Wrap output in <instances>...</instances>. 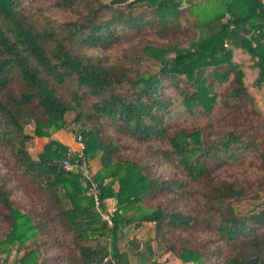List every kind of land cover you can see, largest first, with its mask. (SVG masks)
<instances>
[{
  "label": "trees",
  "instance_id": "16d2710c",
  "mask_svg": "<svg viewBox=\"0 0 264 264\" xmlns=\"http://www.w3.org/2000/svg\"><path fill=\"white\" fill-rule=\"evenodd\" d=\"M61 1L67 6L76 2ZM208 1L212 9L208 8L214 12L197 10L198 5L191 4V0H112L109 4L94 0L86 4L87 15L82 22L64 25L62 37L54 31L42 32L29 26L17 9L19 0H0V138L10 149L13 174L27 179L38 191L53 232L73 237L77 256L72 257V264H131L129 253L122 252L119 243L124 227L134 222L136 228L152 223L158 232L165 228H206L217 243L222 241L225 245L226 253L222 248L185 246L180 252L170 248L168 252L175 253L182 263L205 264V259L217 254L225 255L226 264H264V234L260 232L264 227V208L243 216L229 204L245 197L243 189L229 182L211 184L197 217L168 214L161 207L145 211L146 199L158 190L173 191L177 183L169 185L157 176H147L142 166L133 162H115L113 154H118V147L103 141L100 127L88 126V121L104 122L118 138L125 136L138 142L166 139L170 155L193 181L204 178L211 163H230L235 151L242 149H237L242 142L236 132L226 137L219 133L215 140L208 141L199 132L169 131L174 101L165 96L166 90L177 93L178 109L193 114L197 110L212 113L220 96L224 103L242 104V109L254 103L249 87H264L263 0ZM138 8L142 12L137 15ZM106 13H111V17L104 19ZM227 14L231 20L222 23ZM189 16L194 17L197 38L189 39L187 47L173 50L148 46L145 55L157 60L161 69L147 78L133 79L122 66L84 59L70 48L69 41L76 38L92 47H110L119 40L120 30H152L163 36L178 30L179 35L185 34L183 22L189 24ZM252 32V37L247 38L246 34ZM171 54L174 58L169 57ZM70 78H75L86 95L98 99L92 105L93 113H83L84 94L72 92L70 100L59 94V88ZM229 79L228 92L218 94L216 87ZM73 112L74 121L89 129L83 132L85 158L89 162L101 153L103 167L95 179L102 188V200L117 202L112 228L100 220L94 200L85 196L81 174L59 168L70 147L52 139V135L66 127V116ZM228 117H222L220 122ZM26 125L34 127L33 135L25 133ZM35 138L50 140L37 157L28 147ZM255 143L250 142L248 147H256ZM261 157L264 160V155ZM2 173L0 170V206L4 213L0 217L10 223V231L0 239V259L9 264L12 253L23 251L47 224L17 207L10 186L13 178H4ZM109 178L111 182L105 183ZM116 181L117 191L113 189ZM129 212L134 213L127 216ZM51 233L47 231V235ZM93 235L110 238V242L86 246L84 243ZM141 254L138 252V256ZM40 260L41 250L36 248L19 258L15 255L10 264H40ZM63 263H68L67 257L63 256L60 264Z\"/></svg>",
  "mask_w": 264,
  "mask_h": 264
},
{
  "label": "rangeland",
  "instance_id": "374dc122",
  "mask_svg": "<svg viewBox=\"0 0 264 264\" xmlns=\"http://www.w3.org/2000/svg\"><path fill=\"white\" fill-rule=\"evenodd\" d=\"M94 0H76L72 6H67L61 0H19L17 9L26 18V23L40 31H54L58 35L65 37L62 29L65 24L70 22H82L87 15L86 4L92 3ZM112 0H102L104 4H109ZM196 1V0H195ZM204 3H197L198 9L203 12L210 13L212 7L208 0H203ZM191 4H195L191 0ZM201 5V6H199ZM209 7V8H208ZM214 12V10H212ZM211 11V12H212ZM142 10L138 8L135 14H141ZM151 13V12H149ZM148 13V14H149ZM111 17V13L104 14V19ZM193 16H189L190 23L183 22V29L185 34H178L171 32V35L163 36L161 33H155L152 30H145L141 32L123 31L120 30L119 40L112 46L92 47L81 39H72L69 41L70 48L74 53L84 59L94 62H101L105 65H119L126 69L133 79L139 76L147 78L149 75H155L160 72L161 64L145 55V49L152 46L160 49L173 50L174 48H184L188 46L189 39H196L198 31L193 27ZM222 19V23H223ZM196 33V34H195ZM174 54L169 55L174 58ZM231 79V78H230ZM224 82L216 90L218 94L222 95L228 92L231 81ZM72 92H79L83 95L82 109L83 113H93L92 105L98 101L91 96L86 95L85 90H80L75 78H70L66 81L63 87L59 88V94L64 98L70 100ZM167 98H172L174 106L172 107V114L170 120V132H177L187 130L189 132H199L203 140H215L219 133L221 136H227L232 131L236 132L242 144L237 145L235 157L230 159V163L224 165L218 162L211 163L208 166L209 173L200 180H191L182 170L177 160L170 155L171 148L166 139L152 138L148 142H138L125 136L117 137L114 129H109L108 124L104 122L88 121L89 128L95 126L103 130V141L118 147V154H113V160L133 162L142 166L144 173L147 176H157L165 180L169 185H174L173 191L158 190L156 195L144 201L143 208L145 211H150L161 207L168 214L182 213L185 215L198 216L199 208L205 202V194L208 192L209 186L219 182H229L235 184L245 191V197L230 201V205L239 215H251L259 212L264 208V87L258 88L255 86L249 87V93L253 98V104H247L240 109L242 104L238 102H222L221 96L218 98L217 105L212 113H205L197 110L195 113H187V111L178 109V96L173 90H166ZM3 92H0L2 95ZM240 109V110H238ZM237 113L236 115L234 113ZM229 116L224 122H220L224 116ZM235 115V116H233ZM76 113H69L66 116L67 125L60 132L77 139L81 135L85 138L83 132L86 129L82 123H76L74 120ZM222 131L220 132V130ZM54 132V131H53ZM25 133L33 135L34 127L26 125ZM36 140V138H35ZM46 138H39L38 145L36 141L30 142L29 152H32L34 157L42 151ZM255 141V146L251 147L250 142ZM45 142V143H43ZM101 153L97 154L96 158L89 161L92 174L96 178V174L102 170ZM14 162L10 149L2 143L0 138V170L6 175L11 176L12 186L14 190L13 199L17 207L24 212H29L36 220H44L47 224L45 229L40 230L38 238L33 239L24 247V250L18 254L14 251L7 262L14 259V256L21 257L26 252L40 249L41 260L40 264H60L62 258H68L67 264H72V257L77 256V252L72 245V236L70 234L57 236L53 231L52 225L48 223L46 218L42 200L39 193L34 186H32L27 179L15 176L13 174ZM77 173V172H74ZM82 179V178H81ZM111 178L107 179L105 183L111 182ZM82 186L83 179H82ZM113 189H119L118 182H114ZM86 196V195H85ZM88 197V196H87ZM107 209L114 208L115 211L112 217V224H108L112 228L114 218L117 210V202L115 199H106ZM105 204V205H106ZM125 208L119 211L122 214ZM0 213H4L0 206ZM134 212H129L127 216ZM102 221V219H100ZM57 223H53L56 225ZM137 222L127 225L123 229V238L120 240L119 248L122 252H128L131 264H149L156 261L160 264L165 254L176 256L173 252H168L170 248H175L178 252L185 246L196 247L203 249L217 250L222 248V252L226 253L224 243L218 242L215 236L206 228H190L186 231L171 230L165 228L158 232L155 225L152 223H143L139 228L135 225ZM10 231V223L0 217V239H4L7 232ZM48 232H52L47 235ZM260 232L264 234V227L260 228ZM57 237H59L57 239ZM57 240V242H56ZM99 242H110V238H100L93 235L91 239L84 244L88 247H96ZM17 247H15L16 249ZM141 252V256H138ZM137 253V255H136ZM227 256V255H226ZM71 257V260L69 259ZM178 261H180L178 259ZM163 261H161L162 263ZM4 264V262H3ZM64 264V263H63ZM194 264V263H190ZM205 264H226L225 255L210 257L205 259Z\"/></svg>",
  "mask_w": 264,
  "mask_h": 264
},
{
  "label": "built area",
  "instance_id": "2783aa9c",
  "mask_svg": "<svg viewBox=\"0 0 264 264\" xmlns=\"http://www.w3.org/2000/svg\"><path fill=\"white\" fill-rule=\"evenodd\" d=\"M229 20H231V16L227 14L224 18V22L227 23ZM231 29H235V25H232ZM253 34L254 32L246 34V37L251 38ZM76 141L79 145L78 151H74L70 148L66 157L60 160L59 168L65 172H77L78 174H81L84 185V194L94 200L95 210L100 215L102 221L112 224V217L115 209H107L106 207L108 206L106 201L102 200V188L100 183L92 174L90 164L84 156V151L86 150L84 139L79 135L77 136ZM0 264H3L2 259H0Z\"/></svg>",
  "mask_w": 264,
  "mask_h": 264
},
{
  "label": "crops",
  "instance_id": "0c3cea01",
  "mask_svg": "<svg viewBox=\"0 0 264 264\" xmlns=\"http://www.w3.org/2000/svg\"><path fill=\"white\" fill-rule=\"evenodd\" d=\"M202 2L204 3L203 0H196L195 1L196 4L197 3L199 4V3H202ZM263 2H264V0H263ZM52 139L61 142L62 144H64L67 147H70L74 151H78V149H79V145H78L77 141L74 138L67 136L64 133V131H62V132L59 131V132L54 133L52 135ZM35 141H36V144L38 145L39 138H37ZM49 141H50L49 139L45 140V142H47V143ZM45 142H43V143H45ZM46 144H44V145H46ZM163 257H164L163 260L159 261L160 264H190V263H182V262L178 261L177 257L170 256L169 254H165ZM161 261H163V262L161 263ZM132 264H133V262H132Z\"/></svg>",
  "mask_w": 264,
  "mask_h": 264
}]
</instances>
